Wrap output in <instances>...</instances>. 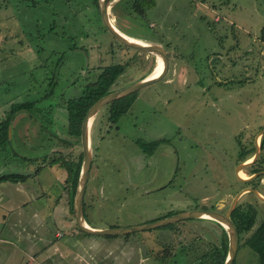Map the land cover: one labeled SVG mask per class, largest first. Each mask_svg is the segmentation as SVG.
I'll return each instance as SVG.
<instances>
[{"label": "rangeland", "instance_id": "1", "mask_svg": "<svg viewBox=\"0 0 264 264\" xmlns=\"http://www.w3.org/2000/svg\"><path fill=\"white\" fill-rule=\"evenodd\" d=\"M155 2L144 16L128 0L110 9L123 33L163 44L169 67L136 92L117 123L110 105L93 120L85 218L96 229L195 209L226 214L245 189L264 197V134L250 163L264 131V0ZM156 56L116 40L92 0H0V123L12 105L36 104L15 116L0 151V177L27 176L0 184V264H217L226 245L228 254L226 230L209 219L112 238L76 225L73 183L83 145L70 134L67 102L111 65L126 67L112 92L143 80ZM248 157L242 181L236 171ZM254 192L236 202L251 204L258 217L239 236L234 264H259L245 243L264 220Z\"/></svg>", "mask_w": 264, "mask_h": 264}, {"label": "water", "instance_id": "2", "mask_svg": "<svg viewBox=\"0 0 264 264\" xmlns=\"http://www.w3.org/2000/svg\"><path fill=\"white\" fill-rule=\"evenodd\" d=\"M119 0H114L111 2L110 0H99V6L101 11V19L104 28L120 43L134 48L139 49L143 51H149L152 52L154 55L159 54L163 60V68L161 73L158 76L152 77H146L145 79L129 86L126 88H123L121 90L112 92L101 99H99L89 110L88 114L85 117V120L82 125V145H83V162H82V169L80 172L79 182L76 189V194L74 197V217L76 221V225L78 229L89 236H102V237H117V236H125L129 235L131 233H136L140 231H146L155 229L158 227L168 226L172 225L181 221H188V220H196V219H205L206 217L210 218L211 220L224 224L225 230L228 234L229 238V250L226 257V260L224 264H234L238 248H239V231L237 229V226L232 220V212L235 209L236 202L244 195L245 192H254L252 189H245L241 193H239L236 198L234 199L229 211L226 214L221 213L220 211H211V210H193L189 212H183L180 214H177L175 216L163 219L161 221L139 226V227H132L127 229H96L91 227L85 218V212H84V202H85V196L86 191L88 187V182L90 178V173L92 169V162H93V153H92V147H91V127L93 120L95 116L98 114V112L103 109L104 107L110 105L111 103L118 101L120 99H123L125 97H128L139 90L150 86L155 81L158 80V78L168 69L169 67V58L168 53L163 44L155 43L150 40H134L133 37L128 36L127 34L120 31L113 23L111 17H110V9L118 2ZM136 41V42H135ZM11 131V128H10ZM11 133V132H10ZM264 134V131H262L256 140V154L250 163L256 162V160L259 158L260 155V147H259V138ZM248 163H242L238 166L236 174L237 177L242 181H247L245 179H242L239 174L243 169L248 166ZM257 176V175H256ZM259 199L264 201V197L258 193L254 192Z\"/></svg>", "mask_w": 264, "mask_h": 264}, {"label": "trees", "instance_id": "3", "mask_svg": "<svg viewBox=\"0 0 264 264\" xmlns=\"http://www.w3.org/2000/svg\"><path fill=\"white\" fill-rule=\"evenodd\" d=\"M95 5L99 7V0H92ZM127 1V0H126ZM130 4V10L144 16L147 10L155 7V0H128ZM126 67L124 65H111L106 67L98 76L97 81L94 84L88 86L83 96L70 99L67 102V108L69 111V128L70 134L74 136H81L82 125L91 107L102 97L112 93L111 88L117 82L121 75L125 73ZM136 93L115 101L110 104L111 115L110 120L113 123H117L122 116H124L131 109L135 99ZM36 107L34 102H26L21 104L12 105L8 116L0 123V151L7 145L10 139V128L15 116L22 111L32 113ZM153 148L158 147L159 143H153ZM253 157V156H251ZM248 157L245 160L251 158ZM83 155L81 156V159ZM244 160V161H245ZM58 163V160H52L51 163ZM50 163V164H51ZM82 162L78 165V171L74 178V193L72 195V209L74 203V197L79 182ZM27 176L21 174H10L0 177V184L4 182L19 183L25 182ZM85 212V202H84ZM232 219L238 228L239 234L242 235L245 232H250L256 225L257 216L253 209L237 208L234 210ZM112 238V237H110ZM246 245L251 247L257 254L259 264H264V220L260 223L258 228L252 233V235L246 240ZM225 251L221 253L218 258L217 264H224L227 257V245Z\"/></svg>", "mask_w": 264, "mask_h": 264}, {"label": "bare ground", "instance_id": "4", "mask_svg": "<svg viewBox=\"0 0 264 264\" xmlns=\"http://www.w3.org/2000/svg\"><path fill=\"white\" fill-rule=\"evenodd\" d=\"M114 0H110V5H111V2H113ZM134 39V38H133ZM134 40H136V39H134ZM139 40H142V39H139ZM136 42V41H135ZM162 68H163V60H162V58H161V56L159 55V54H157V56H156V64H155V67H154V69L152 70V72L147 76V77H154V76H158L160 73H161V71H162ZM145 79V78H144ZM253 158V157H252ZM251 160L250 159H248L247 161H246V163H249ZM240 177L242 178V179H245V178H247V175L245 174V172H243V171H241L240 172ZM205 219H209V220H211L210 218H208V217H206ZM224 229H225V225L224 224H221V223H219Z\"/></svg>", "mask_w": 264, "mask_h": 264}, {"label": "flooded vegetation", "instance_id": "5", "mask_svg": "<svg viewBox=\"0 0 264 264\" xmlns=\"http://www.w3.org/2000/svg\"><path fill=\"white\" fill-rule=\"evenodd\" d=\"M262 145H263V143H264V138H262ZM237 208H240V206H236L235 207V209H237ZM198 209V208H197ZM234 209V210H235ZM246 209H253L255 212H256V216L258 217V213H257V211L254 209V207L253 206H251V204L249 205V206H247L246 207ZM196 210V209H195ZM212 211H217V209L216 208H212ZM234 212V211H233ZM233 212H232V215H233ZM232 215H231V217H232ZM233 220V219H232ZM234 222V221H233ZM238 229V228H237ZM240 235V234H239Z\"/></svg>", "mask_w": 264, "mask_h": 264}]
</instances>
